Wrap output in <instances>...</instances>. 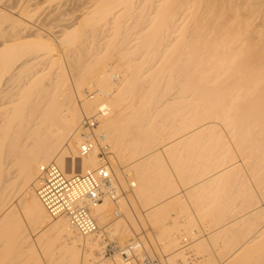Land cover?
I'll return each mask as SVG.
<instances>
[{"label": "bare ground", "instance_id": "bare-ground-1", "mask_svg": "<svg viewBox=\"0 0 264 264\" xmlns=\"http://www.w3.org/2000/svg\"><path fill=\"white\" fill-rule=\"evenodd\" d=\"M30 4L0 0V264H264V0ZM103 163L116 194L83 234L48 212L41 167ZM148 228L163 255L125 243Z\"/></svg>", "mask_w": 264, "mask_h": 264}, {"label": "built area", "instance_id": "built-area-1", "mask_svg": "<svg viewBox=\"0 0 264 264\" xmlns=\"http://www.w3.org/2000/svg\"><path fill=\"white\" fill-rule=\"evenodd\" d=\"M85 125L93 126V122L90 124L86 120ZM92 143L87 141L82 145L83 154L93 148ZM105 151L100 150L99 155L104 157ZM41 169L38 192L48 212L53 216L65 215L69 219L71 227L80 233L89 234L97 231L99 226L93 215L90 202H101L105 196V188L116 194L105 163L97 168L70 175L62 171L56 164L42 165ZM115 246L112 242L108 244L109 253L114 254ZM122 255L127 260V252L122 251ZM155 258L145 255L144 263L159 264Z\"/></svg>", "mask_w": 264, "mask_h": 264}, {"label": "rangeland", "instance_id": "rangeland-1", "mask_svg": "<svg viewBox=\"0 0 264 264\" xmlns=\"http://www.w3.org/2000/svg\"><path fill=\"white\" fill-rule=\"evenodd\" d=\"M33 1V2H32ZM51 1V0H50ZM50 1L49 0H31V3L32 4H30V6H29V8H32L33 7V11L34 10H38V12H36V14L37 15H41V11H42V9H44V7L46 6V4H47V7L49 6V5H52V4H54V3H56V0H54V2H51L50 3ZM36 2V3H35ZM37 2H38V4H37ZM41 3V5H40V3ZM45 2V3H44ZM34 3V4H33ZM49 3V4H48ZM32 6V7H31ZM39 6H40V8H39ZM43 6V7H42ZM77 6V5H76ZM75 6V7H76ZM35 7V8H34ZM37 7V8H36ZM69 7H73V6H69ZM84 6L82 7V6H78V9L77 8H72L71 9V14L69 13V14H67L66 16H68V15H72V14H74V16H76V15H79V13H81L82 11H84V10H86V8H84ZM77 9V10H76ZM16 10V9H15ZM76 10V11H75ZM74 11V12H73ZM77 11H78V14H77ZM35 13V12H34ZM76 13V14H75ZM37 15L36 16H34V17H37ZM27 22H28V20H26ZM30 23V22H29ZM42 27H44V25L43 24H40ZM57 28H59V26H57L56 28H54V29H57ZM55 41V50H53V54L56 56V57H58V56H60V52L62 51V49H61V47L59 46V43H57V41L56 40H54ZM61 50V51H60ZM87 93H93L92 95H94V93L95 92H93V90H89V91H87ZM110 154H113V156H114V153H110ZM104 161V160H103ZM71 167H72V158L69 156V157H67V169L66 170H68V171H70V169H71ZM76 169L78 170V171H80L81 170V159L80 158H76ZM20 194L18 193L17 195H16V197L15 198H20ZM11 211H6L4 214L6 215V214H9ZM19 215V217H20V213H18ZM26 220V222L27 223H29V221L27 220V219H25ZM31 225V224H30ZM29 225V228H30V230H29V228H28V232L30 233V231H31V234H32V237H34V238H37L38 236H40L41 234H42V232L44 231V228H42V227H37V228H33V226H30ZM148 231H149V234L147 235V233H148ZM153 232H154V230H152L151 228H148V230H144V229H140L139 231H137V232H135V231H133V235H131V236H128V238H127V240H126V242L125 243H129V241H133V240H142V238H140V236L141 237H146L145 239L143 238V241H145L147 244H149V247L148 248H146V249H149V251L150 250H153L156 254H159V255H163V253H165V252H163V247H162V244H161V242L157 239V238H153V236H154V234H153ZM136 233V234H135ZM155 233V232H154ZM30 234V235H31ZM37 234V235H36ZM39 234V235H38ZM135 234V235H134ZM153 235V236H152ZM130 237V238H129ZM132 237V238H131ZM150 237V238H149ZM105 240L107 241L106 242V244L108 243H113V244H115L116 246H115V252L117 251V249H119L120 247H122L121 245L122 244H120V241L117 239V238H109V237H106L105 238ZM191 240H192V238H189L187 241H186V243H189V247H188V249H185V250H189L188 251V254L190 255V254H192V257H194V256H196V254H198V253H196V251H195V249L194 248H192V249H190L191 247H193V246H191V244L193 243V242H191ZM150 241V242H149ZM156 242H158L157 244H156ZM24 243H26L27 244V242L25 241ZM152 243H154V244H152ZM56 244H59V240H57L56 241ZM108 244H107V248H106V251H105V254H106V257H110V256H112L113 254H111V253H109V251H108ZM27 246V245H26ZM191 246V247H190ZM154 247V248H153ZM38 248V247H37ZM161 248V249H160ZM38 250V249H37ZM41 250V252L38 250V254H37V258L39 259H41L40 260V262H42V263H37V261L38 260H36V262H34V261H31V258H29L27 255H25V256H22V258L24 259L23 261H25V264H50V263H47V258L44 256V254H43V252H42V249H40ZM26 251H27V248H26ZM115 252H114V254H115ZM57 255H58V252H57ZM199 255H200V253L196 256V257H194V259H198V258H200L199 257ZM54 257H56V256H54ZM11 258H14L15 260H17L18 259V257L16 258V257H10V259ZM28 259H29V261H28ZM30 262V263H29ZM46 262V263H45ZM94 261L92 260V262L91 263H93ZM180 263H183L182 261H180ZM53 264H62V263H53ZM64 264V263H63ZM74 264H80L79 263V256H78V258L76 257L75 258V261H74ZM94 264V263H93Z\"/></svg>", "mask_w": 264, "mask_h": 264}]
</instances>
